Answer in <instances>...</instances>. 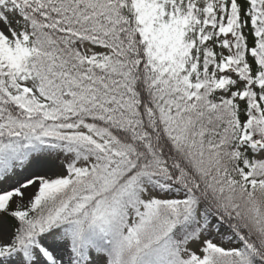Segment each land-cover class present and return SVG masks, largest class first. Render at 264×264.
Instances as JSON below:
<instances>
[{
  "label": "snow or ice",
  "instance_id": "obj_1",
  "mask_svg": "<svg viewBox=\"0 0 264 264\" xmlns=\"http://www.w3.org/2000/svg\"><path fill=\"white\" fill-rule=\"evenodd\" d=\"M0 264H264V0H0Z\"/></svg>",
  "mask_w": 264,
  "mask_h": 264
}]
</instances>
